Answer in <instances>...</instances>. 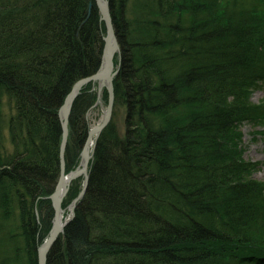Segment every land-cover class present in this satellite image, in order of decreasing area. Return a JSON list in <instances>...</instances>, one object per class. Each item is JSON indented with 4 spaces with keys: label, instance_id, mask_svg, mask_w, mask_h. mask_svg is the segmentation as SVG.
Here are the masks:
<instances>
[{
    "label": "trees",
    "instance_id": "1",
    "mask_svg": "<svg viewBox=\"0 0 264 264\" xmlns=\"http://www.w3.org/2000/svg\"><path fill=\"white\" fill-rule=\"evenodd\" d=\"M110 11L112 115L45 264H264V180L239 129L264 126V96L251 100L264 91V0H110ZM105 30L94 0H0V264H38L61 172L58 111L99 68ZM92 88L71 105L66 173ZM80 188L72 180L62 207Z\"/></svg>",
    "mask_w": 264,
    "mask_h": 264
},
{
    "label": "water",
    "instance_id": "2",
    "mask_svg": "<svg viewBox=\"0 0 264 264\" xmlns=\"http://www.w3.org/2000/svg\"><path fill=\"white\" fill-rule=\"evenodd\" d=\"M96 3V6L99 9L100 12V18L104 21L105 28H106V34L104 36V46L102 50L101 55V62L100 66L97 69L96 72L93 74L81 78L77 80L73 86L71 87L70 91L66 95L64 102L59 108L58 116L61 122V142H60V178L55 186L54 191L48 196L53 204L54 208V217H53V223L52 227L50 228V231L48 233V236L45 238L44 242L39 246L38 248V264H45L46 257L48 254V251L51 247V245L54 243V241L57 239L59 234L63 231V225L59 223V215L61 212V202L64 196L66 195L68 191V186L70 181L74 178L80 175L81 173L86 172V167L89 159L88 154V147H89V138H87L83 149L81 151V162L79 166L81 165V168L78 166L73 171L69 172L67 175L64 173V152L68 137V117L71 109L72 102L76 95L79 93L80 89L83 85L89 83V82H98L99 83V89L102 87L101 82H105L104 80L107 79L108 83H104L108 90V102L107 107L104 111V118L100 125L93 128L90 133L98 134L102 128L109 122L111 113H112V105H113V98H114V92H113V85H112V79L116 73V70H114V62H113V56L116 52L119 51V46L117 43L116 34L113 28L112 24V18L110 13V6H109V0H94ZM90 11V8L88 10V13ZM68 177L67 183L65 182V178ZM87 180V175H86ZM86 187V181L84 184V188L82 189L81 193L77 197L76 200H78L84 193Z\"/></svg>",
    "mask_w": 264,
    "mask_h": 264
},
{
    "label": "rangeland",
    "instance_id": "3",
    "mask_svg": "<svg viewBox=\"0 0 264 264\" xmlns=\"http://www.w3.org/2000/svg\"><path fill=\"white\" fill-rule=\"evenodd\" d=\"M95 5H96V3H95ZM91 6H92V4L89 3L88 7L91 8ZM109 6H110V0H109ZM110 13H111V11H110ZM99 14H100V12H99ZM111 18H112V16H111ZM100 21H103V20H101V18H100ZM103 23H104V21H103ZM105 34H106V30H105V33L103 35V40H104ZM117 43H118V41H117ZM118 46H119V44H118ZM119 56H120V46H119V51L116 52L114 54V56H113L114 70H116V73H115V75H114V77L112 79V85H113V81H114L115 76L119 72V65L115 63L114 59L116 57L119 58ZM89 83H93L92 91L96 93V99L93 102V104L91 105V107L88 109V113L86 115L87 116V121L89 122V129H88V133H87V138L90 136V138H89V147H88L89 159H88V163H87V167H86V172L85 173H81L80 175H78L77 177H74L72 179L73 181H75L76 179L79 178V183H80V186H81L79 193L74 198L70 199V202L65 207H61V210H62L61 212H62V215H63V224H64L63 225V231H64V227L66 226V224L74 216V209H75V205L77 203L76 199L79 196V194L81 193L82 189L84 188L85 181H86V185H87L86 175H87V178H88V169H89V165H90V162H91V159H92V152H93V148H94V145H95V140H96V137L98 136V134L101 132L100 131L98 134H95V133H90V131L93 128H95L96 126H98V125H100L102 123L103 118H104V111H105V108L107 107V102H108V97H107V102L105 103L103 101V96H102L104 90H106L107 93H108L107 88L102 86L99 89V83L98 82H89ZM260 90L261 91H259V92L257 90H254L252 92L253 94L251 96L252 97L251 99L253 100V102L254 101H258V100L263 98L264 91L262 89H260ZM2 104H3V109L2 110L4 112V116L5 117L9 116L11 113L14 112L13 108H10L12 106H10V107L8 105L5 106L4 102H2ZM113 105H114V98H113ZM113 105H112V110H113ZM60 124H61V122H60ZM263 127L264 126H261V125H258V124L256 125V124H252V123H247V122L243 123L242 125L239 126V129H240V131L242 133L243 147H244V150H245L244 157L246 159H250L251 161H259L260 162L258 164L257 170L252 174V177H254L256 179H259V180H264V133L263 132L262 133L261 132H257V131L262 130ZM4 133H6V129L4 130ZM87 138H86V140H87ZM86 140H85V142H86ZM59 159H60V149H59ZM81 160H82V158H81V153H80V159H79V161L77 163L76 168L79 166ZM79 167L81 168V165ZM76 168H74V169H76ZM73 170H71V171H73ZM71 171H69V172H71ZM69 172L65 173V156H64V173L67 175ZM72 180L70 181V183L72 182ZM70 183H69L68 187H70ZM67 193H68V191H67ZM67 193H66V195H67ZM51 203H52V201H51ZM44 240H43V242H44Z\"/></svg>",
    "mask_w": 264,
    "mask_h": 264
},
{
    "label": "bare ground",
    "instance_id": "4",
    "mask_svg": "<svg viewBox=\"0 0 264 264\" xmlns=\"http://www.w3.org/2000/svg\"><path fill=\"white\" fill-rule=\"evenodd\" d=\"M114 28V27H113ZM115 31V30H114ZM105 82L104 83H108V81H107V79H105L104 80ZM103 82H101V85L102 86H104V87H106L105 85H103L104 84ZM107 88V87H106ZM113 92H114V87H113ZM68 94V93H67ZM111 115H112V113H111ZM111 118V117H110ZM82 151V150H81ZM66 173V172H65ZM60 178V177H59ZM67 179H68V177H66L65 178V182L64 183H67ZM68 189H69V187H68ZM61 207H62V202H61ZM62 211V210H61ZM59 223L62 225L63 224V215H62V212H60V215H59Z\"/></svg>",
    "mask_w": 264,
    "mask_h": 264
}]
</instances>
